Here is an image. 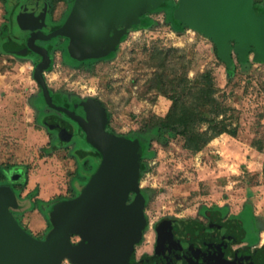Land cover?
Here are the masks:
<instances>
[{
	"label": "rangeland",
	"instance_id": "rangeland-1",
	"mask_svg": "<svg viewBox=\"0 0 264 264\" xmlns=\"http://www.w3.org/2000/svg\"><path fill=\"white\" fill-rule=\"evenodd\" d=\"M69 4L57 3L55 21L63 19ZM178 4L161 0L135 24L115 27L119 40L105 55L72 56L65 37L52 40L44 75L51 93L99 101L112 131L131 135L146 147L138 186L130 195V200L144 195L146 222L135 244L138 257L154 252L162 221L194 220L211 227L214 217L231 228V256L239 251L244 264H264V250H255L264 247V54L256 44L242 53L236 39L225 41L222 52L219 38L176 19ZM258 5L264 8V0ZM6 20L0 15V27ZM156 49L169 53V72L185 75L190 86L206 72L212 74L219 118L226 113L233 124L239 123L236 135L224 132L197 152L178 131L158 135L148 122L153 115H166L173 99L150 86ZM42 97L34 60L7 51L0 39V168L12 166L10 179L18 187L26 181L23 196L30 193L42 201L23 198V214H17L38 238L51 228L46 206L71 193L80 169L92 172L86 171V158L76 156L80 144L62 145L56 130L44 123ZM89 162L97 167L99 160L90 156ZM62 264L70 261L64 258Z\"/></svg>",
	"mask_w": 264,
	"mask_h": 264
},
{
	"label": "water",
	"instance_id": "water-1",
	"mask_svg": "<svg viewBox=\"0 0 264 264\" xmlns=\"http://www.w3.org/2000/svg\"><path fill=\"white\" fill-rule=\"evenodd\" d=\"M160 1L74 0L63 21L53 23L48 21L45 0H27L18 15L12 17V23L17 21L20 29H12L16 37L6 46L18 54L30 50L36 56L34 77L42 86L47 103L68 112L53 102L44 75L51 53L38 40L64 36L69 39L67 50L72 56L105 55L119 40L121 32H113L115 27L135 24L141 14ZM253 2L179 0L175 17L219 38L222 52L227 50L225 41L236 39L242 53L256 44L264 54V12L255 14ZM43 27L50 31H44ZM22 31L28 33L19 41L16 34ZM93 105L91 110L101 118L96 128L82 117H74L102 159L88 181L79 185L77 195L52 205L48 211L52 226L44 238L35 237L20 223L14 210H23L24 199L19 198L10 183L0 184V264H62L64 258L81 264H244L240 257L229 261L231 228L214 217L211 227L194 221L185 222L183 227L173 220L162 221L157 253L136 260L135 244L146 222L144 198L137 195L131 203L128 198L138 186L141 148L135 142L116 140L108 134L106 110L99 102ZM73 235L81 236L82 240L74 242Z\"/></svg>",
	"mask_w": 264,
	"mask_h": 264
},
{
	"label": "trees",
	"instance_id": "trees-1",
	"mask_svg": "<svg viewBox=\"0 0 264 264\" xmlns=\"http://www.w3.org/2000/svg\"><path fill=\"white\" fill-rule=\"evenodd\" d=\"M260 2L261 0H255V14L264 12V8L258 5ZM152 55L154 59L158 60L156 61L158 64L153 77L150 79V86L157 88L159 92L169 95L173 99V103L166 115H153L148 122L157 131L158 135L163 136L168 132L178 131L185 136V145L191 148L194 152H197L203 149L214 137L224 132H228L233 135L237 134L239 123L233 124V121L229 120L226 113H223V116L219 118L221 110L218 108V102L213 94L214 81L211 73L206 72L204 74V78L196 80L195 83L200 84V87H196V84L194 86H190V80L185 75H172L169 72L168 66L170 64V57L168 52L156 49ZM204 124H206L205 128L201 126ZM134 142L140 146L141 156H144L146 147L143 146V143L139 142L136 138H134ZM75 153L78 159L86 158L84 161L86 171H92V174L93 171L97 169L100 161L97 167H93L89 162V156L79 155L77 152ZM11 167L12 166L7 165L6 167L0 168V184L10 183L17 191L19 198H29L32 202L36 201L38 204L41 203L42 201H38L33 194L27 193V195L23 196L24 183H26V181L20 182L22 183V186L18 187L16 182L12 181L9 177L8 172L11 170ZM20 168L22 170V167ZM91 174H85L82 172V169H80L78 172L79 176L75 177L73 182L71 193L60 196L56 200L52 201L48 206H46V213L49 209H51L52 205L56 201L77 195L80 191L79 185L86 183ZM137 195L144 197L142 193H138ZM34 206L35 204L32 205V208ZM14 212L16 215L23 214V211L14 210ZM211 218L212 217L210 216V219ZM49 220L50 219L48 218L49 227H51L52 223Z\"/></svg>",
	"mask_w": 264,
	"mask_h": 264
},
{
	"label": "flooded vegetation",
	"instance_id": "flooded-vegetation-1",
	"mask_svg": "<svg viewBox=\"0 0 264 264\" xmlns=\"http://www.w3.org/2000/svg\"><path fill=\"white\" fill-rule=\"evenodd\" d=\"M26 1L27 0H0V15L5 16L7 18V20L4 21L0 27V29H1L0 30V39L3 41V46L7 51H9V52H11L17 56L30 57L34 60V65H35L36 64V56L33 55L30 52V50H28L25 54H18L14 51L9 50L6 46V43L11 41L13 39V37L15 36V34H12V29H20L19 25H17V21H15L14 24L12 23V17H16L18 15V13L20 11V7H22L24 2H26ZM45 1L48 3V10H47L48 11V21H51L53 23H61L63 21V19L65 18V16L67 15V13L69 12V10L72 6V3L74 2V0H45ZM66 1L70 3L68 12L66 14H64V17L61 21H55L53 19V13H55V11L58 10L59 6H56L57 3L58 2L65 3ZM11 24L14 26L11 27ZM4 27H7V28H4ZM43 30L47 31V32L50 31V29L47 27H43ZM27 33H28L27 31L26 32L22 31L19 34H16L18 37V40L22 41V39H23L22 35H25ZM58 37H64V36H58ZM65 38L67 39V44H68L69 39L67 37H65ZM54 39H56V38H54ZM54 39H52V40H54ZM52 40H49V41L48 40L47 41L38 40V43H42L44 46H46L51 53L50 42ZM41 88H42V86H41ZM42 91H43V89H42ZM51 95H52L53 102L55 104L63 106L68 110V112H67L63 109L56 108V107L49 105L47 103L45 97H44V92H43V97H42V101H41L42 106L41 107L44 109V113L42 115V119H43L44 123L47 124L51 129L56 130V136L59 138V143L69 145V146L80 144V146H82V147L80 148V146H78L75 149V151L77 153H79V155L82 154L83 156H89V157L95 156L96 160L101 161V159H102L101 153H98L96 148L93 147L88 142L86 131L84 130L83 126L80 124L79 120H77L74 117V116H80L90 126L96 128L98 126V124L100 123L101 118L96 117L95 113L91 109L94 106L93 105L94 102L96 103L99 101H96L94 99H89V98H83V97H80L77 95H73L71 97H67L66 95H59L58 96L57 94H54L53 92L51 93ZM100 104L104 108L103 104L102 103H100ZM106 112H107V110H106ZM105 131L108 134L114 136L116 138V140H125V141L134 142V138L131 135H119V134H116L114 131L111 130V128L109 127L108 112H107V120H106V124H105ZM131 192H130V195H131ZM130 195L128 198L129 203H131L137 196V195H135L134 198L132 200H130ZM166 220H174V219H166ZM177 222H178V224H180L181 227H183V225H184L183 221L177 220ZM186 222H188V221H186ZM209 225H212L211 221H210ZM42 238H44V237H42ZM81 240H82L81 236L78 240L73 239L74 242H79ZM158 242H159V229H158V238L156 241V247H155L154 252L149 254V255L138 257L136 247H135L136 260L139 262V261H142L143 259H145L147 257L154 256L157 253ZM262 249L264 250V247L258 248L255 250H262ZM230 253H231V245H230L229 252H228L229 261L236 260L240 257L237 254V253H239V251L238 252L236 251L233 256H231ZM67 260L70 261V264H81V263H76V262L70 260L69 258H67Z\"/></svg>",
	"mask_w": 264,
	"mask_h": 264
}]
</instances>
